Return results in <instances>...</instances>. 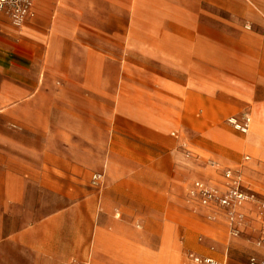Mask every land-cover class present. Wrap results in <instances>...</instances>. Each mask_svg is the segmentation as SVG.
Wrapping results in <instances>:
<instances>
[{
  "label": "crops",
  "instance_id": "0c3cea01",
  "mask_svg": "<svg viewBox=\"0 0 264 264\" xmlns=\"http://www.w3.org/2000/svg\"><path fill=\"white\" fill-rule=\"evenodd\" d=\"M243 114L247 132L230 121ZM225 170L257 200L237 236L191 196ZM46 189L63 196L35 208ZM261 203L264 0H34L20 24L0 11V249L25 264H233L234 246L262 260Z\"/></svg>",
  "mask_w": 264,
  "mask_h": 264
},
{
  "label": "built area",
  "instance_id": "2783aa9c",
  "mask_svg": "<svg viewBox=\"0 0 264 264\" xmlns=\"http://www.w3.org/2000/svg\"><path fill=\"white\" fill-rule=\"evenodd\" d=\"M34 0H0V11L7 13L15 23L20 24L31 13ZM236 128L247 132L250 123L248 114H243L241 120L231 118L230 120ZM212 167L217 163L210 161ZM223 177L226 183L222 187H216L208 184L204 180H195L191 190V196L200 206L207 208L214 214H222L226 217L230 232L233 236L240 233L241 225L246 221V214L243 207L247 202H256V197L245 187L241 173L233 170H225ZM102 181V175L97 173L93 176L95 185ZM264 210V203L260 204ZM257 245H264V238L257 241ZM189 260L193 264H225L209 256H201L196 253L188 254ZM248 264H264V259L256 257L250 258Z\"/></svg>",
  "mask_w": 264,
  "mask_h": 264
},
{
  "label": "rangeland",
  "instance_id": "374dc122",
  "mask_svg": "<svg viewBox=\"0 0 264 264\" xmlns=\"http://www.w3.org/2000/svg\"><path fill=\"white\" fill-rule=\"evenodd\" d=\"M237 0H229L230 3L234 4V2ZM245 2H249V0H244ZM228 16H235L236 14H233L232 10H228ZM216 10H212V15H217ZM236 26L233 24H228L225 26H219V25H213L212 26V32L213 33H219V32H235ZM97 187V185L94 184L93 179L89 180L87 183L83 184L81 186L83 188V192L86 195L87 192H90L93 187ZM58 188V187H57ZM76 186H73V191L76 190ZM75 193H73L74 195ZM33 196L35 197V208L44 207L46 210H48L50 205L55 204V202L58 200V198H61L63 194H60L56 190L48 191L47 189L43 192L36 190L33 192ZM183 223L186 225H189V221L187 219L183 220ZM190 222V226H191ZM231 241L239 242V239L232 238ZM251 249L244 248L239 249L237 246L232 247V257H233V264H241V262H247L250 259ZM27 252H25L21 247L11 243V242H5L3 246H1L0 249V260H2L5 264H25L24 258L27 257ZM240 262V263H239Z\"/></svg>",
  "mask_w": 264,
  "mask_h": 264
}]
</instances>
